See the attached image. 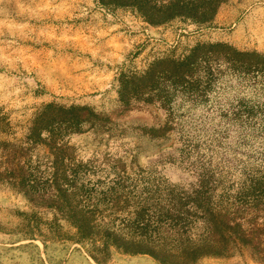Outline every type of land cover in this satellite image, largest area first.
<instances>
[{
    "label": "rangeland",
    "instance_id": "1",
    "mask_svg": "<svg viewBox=\"0 0 264 264\" xmlns=\"http://www.w3.org/2000/svg\"><path fill=\"white\" fill-rule=\"evenodd\" d=\"M225 212L191 264H264V0H0V264H186Z\"/></svg>",
    "mask_w": 264,
    "mask_h": 264
},
{
    "label": "trees",
    "instance_id": "2",
    "mask_svg": "<svg viewBox=\"0 0 264 264\" xmlns=\"http://www.w3.org/2000/svg\"><path fill=\"white\" fill-rule=\"evenodd\" d=\"M229 216L230 215L227 214V212L221 214L219 218V225H217L214 224V216L209 215L211 225L209 229L211 235L213 236H211L213 240L205 241L200 245L186 246L182 254L187 261L186 264H191L192 262L204 256L220 255L228 249L224 243V240L230 235V227L234 223L229 219ZM85 219L86 222L90 223L86 215ZM215 238H219L220 240H215ZM114 245L118 251L133 256L138 254H149L154 257L159 264H171L169 259L176 258V255H178L170 250H166V247L151 245L149 240L142 236H140V238L132 237L130 241H127L125 244H123L124 247L116 244ZM107 246H109L108 241ZM179 263L175 262L174 264Z\"/></svg>",
    "mask_w": 264,
    "mask_h": 264
}]
</instances>
